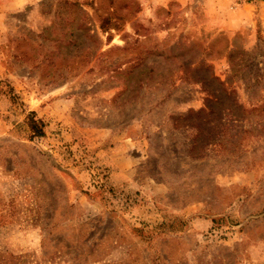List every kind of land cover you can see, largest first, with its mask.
Here are the masks:
<instances>
[{"label": "rangeland", "instance_id": "374dc122", "mask_svg": "<svg viewBox=\"0 0 264 264\" xmlns=\"http://www.w3.org/2000/svg\"><path fill=\"white\" fill-rule=\"evenodd\" d=\"M8 1L0 264H264V1ZM210 93L229 150L192 144Z\"/></svg>", "mask_w": 264, "mask_h": 264}, {"label": "trees", "instance_id": "16d2710c", "mask_svg": "<svg viewBox=\"0 0 264 264\" xmlns=\"http://www.w3.org/2000/svg\"><path fill=\"white\" fill-rule=\"evenodd\" d=\"M264 1V0H263ZM100 30L103 34L108 33L112 29L110 27V19L104 17V20L100 23ZM120 67V66H119ZM118 68V67H117ZM120 70V69H119ZM225 94L227 95L226 91ZM228 98V96H226ZM12 100L15 99L14 94L11 95ZM218 107V110L213 109ZM243 108L237 103L236 99L230 98V101H224L221 97L210 93V98L207 99L205 107L200 108L197 111L190 110L189 113L193 120L190 121L191 126L197 131L192 142L193 145L197 143L199 139H207L206 143L202 146V149L208 145H212L219 150H229L231 145L233 147L242 140V134L251 132L252 127L241 130L240 121L243 119ZM213 114V118L218 119L214 126L205 132L203 128L210 127L208 120L210 115ZM26 124L30 130V137L43 136V121L36 116L35 111H29L26 115ZM211 131L215 132L217 137L215 140L212 138ZM235 138V139H234ZM233 139V140H232ZM214 140V141H211ZM192 145V147H193Z\"/></svg>", "mask_w": 264, "mask_h": 264}, {"label": "crops", "instance_id": "0c3cea01", "mask_svg": "<svg viewBox=\"0 0 264 264\" xmlns=\"http://www.w3.org/2000/svg\"><path fill=\"white\" fill-rule=\"evenodd\" d=\"M36 0H9L6 3L7 8L13 9V8H20L25 4L32 3Z\"/></svg>", "mask_w": 264, "mask_h": 264}]
</instances>
